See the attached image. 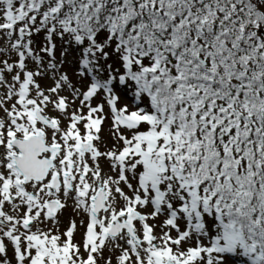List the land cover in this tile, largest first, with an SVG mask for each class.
Returning a JSON list of instances; mask_svg holds the SVG:
<instances>
[{
	"label": "snow or ice",
	"instance_id": "1",
	"mask_svg": "<svg viewBox=\"0 0 264 264\" xmlns=\"http://www.w3.org/2000/svg\"><path fill=\"white\" fill-rule=\"evenodd\" d=\"M0 264H264V0H0Z\"/></svg>",
	"mask_w": 264,
	"mask_h": 264
}]
</instances>
